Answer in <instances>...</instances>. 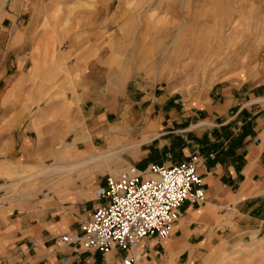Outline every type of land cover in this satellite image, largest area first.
Instances as JSON below:
<instances>
[{
  "label": "rangeland",
  "instance_id": "obj_1",
  "mask_svg": "<svg viewBox=\"0 0 264 264\" xmlns=\"http://www.w3.org/2000/svg\"><path fill=\"white\" fill-rule=\"evenodd\" d=\"M62 65L87 68L92 89L104 83V129L148 109L138 86L171 90L185 105L224 85L264 89V0H0V209L12 220L86 201L127 167L130 148L90 131L87 99L98 95L80 97L84 79L76 111L56 110L68 94ZM90 140L104 143L96 158ZM74 162L85 164L56 176ZM251 227L189 264H264V223Z\"/></svg>",
  "mask_w": 264,
  "mask_h": 264
},
{
  "label": "crops",
  "instance_id": "obj_2",
  "mask_svg": "<svg viewBox=\"0 0 264 264\" xmlns=\"http://www.w3.org/2000/svg\"><path fill=\"white\" fill-rule=\"evenodd\" d=\"M62 67L58 80L68 84V94L53 102L56 110L67 104L76 111V78L84 79L80 97L94 90L98 95L87 99L92 103L90 131L101 135L103 142L110 139L116 148H130L123 164L142 172L150 166L197 160L205 202L185 201L169 237L144 239L133 253L134 264H180L182 256L184 264H189L197 254L206 255L213 247L244 238L253 223H264V89L224 85L185 105L171 90L146 84L135 92L149 102L148 109L127 110L104 129V112L110 111L109 107L104 110V83L92 89L91 81L85 79L87 68ZM97 149L104 152V143L99 147L90 140L89 156L96 158ZM102 203L97 195L70 206L54 202L47 210H38L36 217L16 220L0 209V264H120L126 254L118 250L104 256L59 240L66 234H79L80 225Z\"/></svg>",
  "mask_w": 264,
  "mask_h": 264
},
{
  "label": "built area",
  "instance_id": "obj_3",
  "mask_svg": "<svg viewBox=\"0 0 264 264\" xmlns=\"http://www.w3.org/2000/svg\"><path fill=\"white\" fill-rule=\"evenodd\" d=\"M97 197L103 203L80 225L79 234L63 235L60 242L104 256L115 249L126 254L120 264H134L133 253L144 239H167L184 202L201 204L206 195L192 158L171 167L150 166L146 174L129 165L108 176Z\"/></svg>",
  "mask_w": 264,
  "mask_h": 264
},
{
  "label": "bare ground",
  "instance_id": "obj_4",
  "mask_svg": "<svg viewBox=\"0 0 264 264\" xmlns=\"http://www.w3.org/2000/svg\"><path fill=\"white\" fill-rule=\"evenodd\" d=\"M33 54H32V61L35 65L36 64L35 55ZM84 164L85 162H74L72 165H58L55 168V174L56 176H58L59 179H60V176L63 177V179H67L68 177L73 175V172L75 170L81 168V166H83Z\"/></svg>",
  "mask_w": 264,
  "mask_h": 264
}]
</instances>
